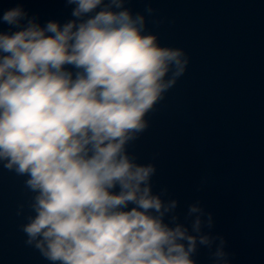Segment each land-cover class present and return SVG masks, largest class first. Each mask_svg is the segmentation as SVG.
Listing matches in <instances>:
<instances>
[{
  "label": "clouds",
  "instance_id": "1",
  "mask_svg": "<svg viewBox=\"0 0 264 264\" xmlns=\"http://www.w3.org/2000/svg\"><path fill=\"white\" fill-rule=\"evenodd\" d=\"M43 26L21 0L0 11V165L27 176L26 243L51 264H231L211 213L152 190L156 167L127 146L189 63L128 0H66ZM195 214V215H194ZM206 215V219H202ZM191 217V219H189Z\"/></svg>",
  "mask_w": 264,
  "mask_h": 264
},
{
  "label": "water",
  "instance_id": "2",
  "mask_svg": "<svg viewBox=\"0 0 264 264\" xmlns=\"http://www.w3.org/2000/svg\"><path fill=\"white\" fill-rule=\"evenodd\" d=\"M16 2L0 0V11ZM21 2L41 26L72 19L66 0ZM147 5V30L182 48L189 63L127 150L155 165L152 190L177 200L181 222L191 203L212 214L204 231L223 236L231 264H264V0L126 4L141 13ZM27 178L0 165V264H51L22 231L36 195ZM193 259L210 264L209 250L198 247Z\"/></svg>",
  "mask_w": 264,
  "mask_h": 264
}]
</instances>
